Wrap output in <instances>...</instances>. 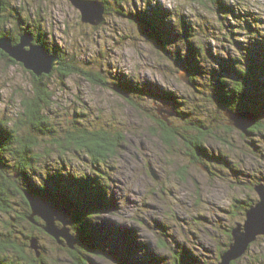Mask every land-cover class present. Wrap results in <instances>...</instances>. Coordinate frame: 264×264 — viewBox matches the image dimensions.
Returning a JSON list of instances; mask_svg holds the SVG:
<instances>
[{"label": "rangeland", "instance_id": "obj_1", "mask_svg": "<svg viewBox=\"0 0 264 264\" xmlns=\"http://www.w3.org/2000/svg\"><path fill=\"white\" fill-rule=\"evenodd\" d=\"M105 1L108 10L97 25L82 21L80 10L69 0L12 2L27 19L20 23L21 27L32 28L34 33V25L39 23L48 44L61 47L78 64L101 66L110 82L130 80L147 92L138 93L140 97L130 92L126 97L110 87L112 84L95 85L79 75L65 79L52 75L46 80L53 96L45 114L54 129L65 125V120L73 117L70 114L80 112L87 122L106 128L111 125L122 135L115 156L107 166H102L110 177L109 192L95 219L88 242L92 250L86 254V264H149L152 259L170 264L171 256L178 250L183 251L185 262L218 264L227 230L243 222L238 210L233 209L234 198L246 199L250 195L258 199L254 188L249 193L248 186L249 180L264 176V131L245 134L234 126L228 130L223 111L205 102L207 115L197 112L213 132L212 137H206L205 147L214 156L221 157L222 164L206 161L208 167H204L203 162L190 158L184 141L178 138L164 141L160 136L162 128L153 115L160 116L169 126L178 120L169 105L161 103L153 94H162L163 90L173 93L176 106L183 111L187 109L181 105L182 101L197 105L202 100L191 89L180 63L148 36L149 30L135 22L134 15L137 10L148 11L156 5L171 14V22L176 21L174 13L182 15L190 30H194L196 41L204 42L205 54L214 67L232 56L234 48L223 37L225 30L219 25L233 26L232 35L238 42L246 43L250 38L244 31H235L239 30L235 16L224 18L223 13L216 14L208 0ZM229 3L236 12L249 11L259 18L258 27L264 36V0ZM168 50L173 55L177 51L181 56L188 55L181 42L173 43ZM31 73L18 61L12 62L0 55V121L15 119L22 110L21 101L32 97ZM119 87L127 90V86ZM224 162L247 176L241 174L242 182H234V175H230L229 166ZM85 167L89 164L82 158L72 159L71 169ZM150 169L156 171L158 179ZM6 218L0 214V230ZM35 236L40 255L47 263L72 264L66 246L44 232H37ZM260 237L261 234L235 259L237 264H264V237Z\"/></svg>", "mask_w": 264, "mask_h": 264}, {"label": "trees", "instance_id": "obj_2", "mask_svg": "<svg viewBox=\"0 0 264 264\" xmlns=\"http://www.w3.org/2000/svg\"><path fill=\"white\" fill-rule=\"evenodd\" d=\"M13 1L1 0L0 36L9 37L16 43L23 31L32 32V28L20 26V23L27 19L21 16L22 10L13 5ZM230 1L232 0H208L207 3L216 14L223 13L221 16L224 18L228 15L235 16L239 23V30L235 31H244L250 40L246 43L238 42L232 35L235 33L233 26L218 22L221 24L220 29L223 27L225 30L223 34L226 36L223 37L234 47L232 56L219 62V67L210 65L204 42L196 41V34L192 33L194 30H190L189 23L182 15L174 13L176 21L171 22V14L158 5L151 6L148 11L144 8L143 11L137 10L134 15L135 22L149 30L148 36L154 38L163 51L168 52L172 59L180 63L191 89L198 93V99L202 100L197 105L182 101L181 105L187 111H181L176 106L173 93L168 91L167 94H153L161 99V103L169 105L178 120L169 126L160 116L154 114L158 126L162 128L160 136L167 142L177 138L184 141L190 158L203 162L204 167H208L206 161L222 164L221 157L214 156L205 147L206 137H212L213 133L200 117V113H197L201 111L204 116L207 115L205 102L213 104L215 109L223 112L251 111L257 116L256 123L248 128L245 134H259L264 131V78L259 80L258 77L264 76V36L260 34L258 27L259 18L252 16L249 11L236 12ZM100 2L104 5V12H107L106 1ZM34 28L36 32H32L33 40L41 44L46 52L57 56V60L50 73L39 77L31 73L32 97L21 101L22 110L15 119L0 121V214L7 216L0 230V264H49L42 255L36 257L29 248L30 237L44 231L43 222L39 217L35 216L33 222L29 220L31 209L26 194L44 197L48 202L66 208L71 221V232L77 237L75 249L66 247V251L72 264H86V254L92 250L88 242L95 228V219L109 192L110 177L102 166H107V162L115 156L122 135L111 125L106 128L104 125L87 122L80 112L70 114L73 117L67 118L65 125L54 129L45 114V110L52 104L53 96L46 80L52 75L63 79L79 75L95 85L112 84L110 87L123 92L124 95L131 92L140 97L138 93L147 92L137 85L134 86L130 80L125 81L126 83L110 82L101 66L84 67L83 64H78L61 47L54 43L48 44L40 32L39 23L34 25ZM176 42H181L184 48L186 46L188 55L183 53L181 56L179 51L175 52L176 55L169 52L168 48ZM0 55L14 62L1 50ZM261 83L263 86H260ZM121 85L127 86V90L119 87ZM128 100L138 105L132 98L128 97ZM209 120L212 122V118ZM226 129L232 130L233 127L227 124ZM44 145L45 150H42ZM75 157L88 162L89 167L71 169V162ZM226 165L229 166L230 175H234V182H242V173L228 163ZM249 181L250 193L256 183L264 182V176ZM256 200L250 195H247L246 199L234 198L233 209L238 210L240 219L244 220L245 210ZM226 236L227 241L218 253L219 259L232 241L230 229L227 230ZM171 258L170 264H193L184 261L182 250L176 251ZM152 261L149 264H160L155 259ZM230 264H237V261H231Z\"/></svg>", "mask_w": 264, "mask_h": 264}, {"label": "water", "instance_id": "obj_3", "mask_svg": "<svg viewBox=\"0 0 264 264\" xmlns=\"http://www.w3.org/2000/svg\"><path fill=\"white\" fill-rule=\"evenodd\" d=\"M81 12V19L93 25H97L103 18L104 5L97 0H69ZM2 2L0 0V15ZM0 50L11 59L21 63L37 77L43 73H50L56 63L57 56L46 52L41 44L33 40L31 32L25 31L19 35V40L13 43L9 37L0 36ZM124 94V93H123ZM127 96V95H125ZM227 124L234 126L241 132L256 123L257 116L248 110L223 112ZM152 176L158 179L154 169H150ZM258 199L245 210L243 222L236 223L230 230L232 241L228 248L220 255L218 264H230L240 257L260 234L264 235V182L254 185ZM26 199L31 209L29 220L33 222L35 216L42 222L43 231L50 235L57 243L73 250L77 245V237L71 232V221L64 206L48 202L44 197H34L26 194ZM29 247L37 257L40 256V246L35 236L30 237Z\"/></svg>", "mask_w": 264, "mask_h": 264}, {"label": "bare ground", "instance_id": "obj_4", "mask_svg": "<svg viewBox=\"0 0 264 264\" xmlns=\"http://www.w3.org/2000/svg\"><path fill=\"white\" fill-rule=\"evenodd\" d=\"M103 2V1H102ZM188 74V73H187ZM166 94H167V92L168 91H166V90H163ZM166 97V96H165ZM41 98V97H40ZM167 98H168V96H167ZM181 111H183V110H181ZM243 175H245V173H242ZM262 235V234H261ZM249 246V245H248Z\"/></svg>", "mask_w": 264, "mask_h": 264}]
</instances>
